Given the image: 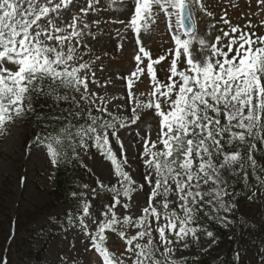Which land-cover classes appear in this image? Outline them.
<instances>
[{"label": "snow or ice", "instance_id": "6c2138e0", "mask_svg": "<svg viewBox=\"0 0 264 264\" xmlns=\"http://www.w3.org/2000/svg\"><path fill=\"white\" fill-rule=\"evenodd\" d=\"M153 2L167 15L169 29L178 27L185 31L173 33L175 47L168 50L173 58L167 83L157 79L151 55L143 46L139 49L148 57L152 90L146 104L137 102L136 107L131 108L130 122L136 123L139 119L137 108L143 106L155 109L159 124L155 140L143 141V164L147 171L143 174L145 183L138 187L148 186L147 206L142 208V215L134 219L132 215H123L122 218L117 215L116 206L121 205V197L130 199L136 182L124 169L127 158L118 159L109 140L110 136L114 137L123 152L124 145L117 133L125 127L129 117L109 112L103 96L100 104L95 103L94 93L89 96L90 64L78 62L82 57L76 56L77 49L72 44L73 37L80 38V33L75 30L76 17L68 25L73 31L67 36L60 34L65 29L56 23L60 9L70 0H0V128L19 117L25 108L31 110L34 94L68 101V95L59 94L61 88L81 93V99L96 108L95 115L92 108H88L83 124L73 123V118L78 120L81 117V111L69 110L66 117H52L54 121L66 120L67 123L47 135H37L35 143L38 147L46 146L53 166L69 160V150L71 157L79 161L77 149L86 152L89 141L111 161L118 180L111 187L97 181L99 190L111 196L110 202L103 206L99 223L90 211L92 205L85 191L70 192L72 199L66 209L69 224L78 222L89 236L91 246L103 257V264H125L123 258H117L105 246V232H115L119 228L120 236L124 237L128 226L138 229L126 240V251L134 257L131 264H183L171 258L173 241L166 232L174 233L177 241L189 236L197 239V232L202 230L193 226L197 205L202 208L215 202L213 211L217 213L235 209L236 205L225 199L229 195L226 177L240 174L247 178V169L258 166L255 153L264 154V36H257L254 40L239 26H231L230 32H239V37L233 35L226 45L220 46L221 36H217L216 43L207 49L210 54L197 60L189 51L195 37L185 24L191 17L186 0H136L127 22L120 23L139 32L138 22L142 16L151 15ZM195 2L199 3V0ZM260 4L264 6V0H260ZM224 23L230 24L226 19ZM185 35L188 38H183ZM222 35L228 37L229 32ZM49 41L53 43L49 44ZM199 44L204 50L205 40L200 39ZM182 53L186 56L185 67L178 71ZM164 59L160 56L155 63ZM135 60L144 62L139 54ZM7 63H11L15 70L6 67ZM143 72L144 69L137 65L136 71L128 78L129 89L132 88V77ZM94 77L95 73L91 72L95 83ZM71 101L75 108H79L74 96ZM162 101L167 105L166 109L162 108ZM260 171L264 172V166H260ZM209 183L212 187L205 193L202 185ZM88 187L83 185L84 189ZM91 194L95 197L97 189H92ZM172 194L175 201L169 199ZM206 196L212 199H206ZM172 203L178 204L182 216L174 208L170 210ZM122 207L129 209L130 205L123 203ZM153 218L158 243L153 238ZM86 219L96 225L95 231H89L91 225ZM216 219L225 226L231 223L227 216L217 215ZM206 235L212 238L214 233L207 231ZM145 237L147 241L140 242ZM160 245L163 252H160ZM187 247L185 243L184 248Z\"/></svg>", "mask_w": 264, "mask_h": 264}, {"label": "rangeland", "instance_id": "374dc122", "mask_svg": "<svg viewBox=\"0 0 264 264\" xmlns=\"http://www.w3.org/2000/svg\"><path fill=\"white\" fill-rule=\"evenodd\" d=\"M189 1L194 4L199 19V29L193 35L195 39L189 49L194 59L203 60L208 55L207 45L214 40L215 28L219 23L221 34L229 32L228 37L222 35L223 44H226L233 35L239 37V32L231 33L230 27L239 26L241 31L245 30L246 24L251 22L248 15L243 18V10L247 7L253 10L259 26H263L264 36V6L260 4V0H199V3L195 0ZM135 3L136 0H70L66 7L62 6L60 9V18L56 23L65 29L60 34L67 36L73 31L68 25L72 23L73 17H76L75 30L80 33V38L73 37L72 44L77 49L76 56L82 57V61L78 62L90 64L89 96L95 94L96 104H100V97L103 96L109 112L129 117L125 127L119 129L117 133L124 145L123 152L114 137L110 136L109 140L117 158L121 160L127 158L124 169L139 185L145 183L143 174L147 171L143 164V141L149 138L155 140L159 124L150 112L144 117L141 106L137 108L139 119L135 124L130 122L131 108L136 107L137 102L141 105L147 103L152 90V74L147 69L148 57L140 53L139 49L143 46L151 55L155 72L156 68L164 63V60L155 63L161 56V53L155 55V49L159 46L166 52L174 49L173 33L183 32L178 27L168 28L167 15L154 2L150 9L151 15L142 16L139 20V32L136 29H129L120 21L127 22L129 14L134 11ZM225 19L230 24H225ZM172 23L176 24L175 18ZM183 38L188 37L185 35ZM200 39L206 42L204 50L199 44ZM137 54L141 55L143 63L135 60ZM185 61L186 56L182 53L178 67L184 68ZM137 65L143 68L144 72L132 77L133 84L129 89L128 78L136 71ZM5 66L15 70L11 63ZM91 72L95 73V83L92 82ZM63 95H68L69 98L74 96L79 102L81 113H87L89 107L92 108L93 114L95 113V106L87 100H82L81 93L68 89ZM26 119L24 111L19 117H14L13 121L6 122L4 127L0 128V264H103V257L91 246L89 236L85 235L78 223L64 227L58 223L59 217L66 216V209L71 201L67 204L53 205L57 199L52 193L55 185L52 174L55 166L51 164L44 146L27 145L33 122L30 120L26 122ZM88 143L89 148L86 152L79 151L86 166L90 168L97 181L108 186L116 183L118 177L115 176L111 161L95 151L96 148L91 141ZM82 179L85 181L77 188V192L85 191L88 194L92 205L90 211L99 223L102 219L103 206L110 202L111 196L97 193L93 197L91 194V190L94 189L93 179L87 178V175ZM226 179L229 185L234 182L233 176ZM85 184L89 186L88 189L83 188ZM211 187V183L202 185V190L207 193ZM147 190V185L143 189L137 186L131 192L130 199L121 197V205L116 206L118 217L132 215L135 219L142 215V208L147 206ZM169 199L175 201V195H170ZM206 199L212 197L206 196ZM225 199L236 205L240 218L254 225L253 228L246 227L238 233L235 232V243L232 247L235 264H242L245 259L250 260L248 264H264V182L260 187H252L244 200H240L237 193ZM123 203H128L130 208L124 209ZM209 205L215 208V202ZM175 211L183 215L180 208ZM220 212L224 215L229 213L222 210ZM86 222L91 225L90 220L86 219ZM152 224L154 242L158 243L159 235L155 231L154 218ZM95 227L96 225H91L89 231H95ZM120 230L118 228L115 232L111 230L105 232L107 237L105 246L117 258H123L125 264H131L134 257L126 251L128 247L126 240L135 235L138 229L128 226L124 237L120 236ZM207 231H212L214 236L207 237ZM166 235L173 241L171 247L174 251L170 254L171 258L178 262L198 256L210 248L217 238L212 228L206 229L203 235H197V239L189 236L183 241H177L174 233L166 232ZM147 239L145 237L140 242H146ZM185 243L188 244L187 248H184ZM231 245L230 241L225 242L224 247L228 248ZM163 251V246L160 245V252ZM224 253L223 247L216 249L214 253L209 254V262L215 264V261L222 259Z\"/></svg>", "mask_w": 264, "mask_h": 264}, {"label": "trees", "instance_id": "16d2710c", "mask_svg": "<svg viewBox=\"0 0 264 264\" xmlns=\"http://www.w3.org/2000/svg\"><path fill=\"white\" fill-rule=\"evenodd\" d=\"M45 87L47 90V85ZM37 98H38V94H34L32 104L36 106V110H35V113H32L30 115L35 121L34 134H33L34 138L37 135H46L49 132H52L54 128H57L62 125L61 124L62 121L57 122L52 119V117H55V115H52L49 110H47L45 107L40 105V102ZM50 98H53V97H48V99ZM48 99H45V100L48 101ZM73 121L76 122L77 124H83L85 122V119L81 116L78 120L73 118ZM55 179L57 181V187L53 191V193H55L58 202H61V203L66 202L67 199L70 197L71 185L69 184L68 176L66 175L65 170L63 169L62 166L59 168L58 172L56 173ZM244 180L245 178L242 175L237 174L236 175V186H238L239 184L244 185L245 184ZM195 219H196L195 225H198L200 227L208 225V224L209 225L214 224L215 226L218 227V229L220 227L218 225V221L216 219L215 214L213 216H208L201 209H197V215ZM219 234L221 236V239L219 240L216 247L221 245L220 242H222V240L227 236L226 230L219 229ZM232 234L233 233L231 232L228 235L230 236ZM226 250L227 251L223 259L221 261H218L215 264H234L232 253H231L232 250L229 247ZM211 251H214V250H211ZM202 260L208 261L206 254H203L201 256V261ZM207 264H211V263L207 262Z\"/></svg>", "mask_w": 264, "mask_h": 264}, {"label": "bare ground", "instance_id": "6f19581e", "mask_svg": "<svg viewBox=\"0 0 264 264\" xmlns=\"http://www.w3.org/2000/svg\"><path fill=\"white\" fill-rule=\"evenodd\" d=\"M131 6V5H130Z\"/></svg>", "mask_w": 264, "mask_h": 264}]
</instances>
